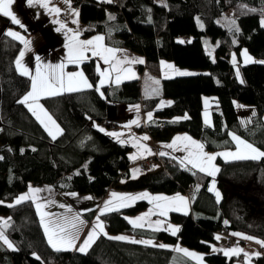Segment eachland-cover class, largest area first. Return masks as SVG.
<instances>
[{
	"label": "trees",
	"instance_id": "trees-1",
	"mask_svg": "<svg viewBox=\"0 0 264 264\" xmlns=\"http://www.w3.org/2000/svg\"><path fill=\"white\" fill-rule=\"evenodd\" d=\"M71 7L79 12L83 39L102 35L107 46L142 54L145 69L152 76L159 77L161 60L204 74L163 80L161 99L172 104L156 110L160 99L141 98L136 81L118 87L108 83L101 87V97L95 90L99 74L90 59L81 65V70L93 85L91 89L38 101L63 129L62 135L52 140L28 109L17 103L30 90L31 80L21 75L15 65L23 44L4 35L8 30L19 31L20 27L0 14V201H4L0 216L11 217L5 234L17 248L12 251L0 244V264H172L178 254L170 248L110 240L103 235L86 254L55 251L47 243L32 201L14 207L7 204L26 193L29 185L50 186L58 194L72 192L102 200L127 177L130 148L119 145L92 122L99 126L115 119L119 105L141 103L144 112L153 111V122L142 125L141 131L155 142H168L175 134L188 133L200 140L206 151L229 150L235 147L228 135L233 132L264 151V64L243 66L239 55L247 49L255 59L264 60V28L260 24L264 0H71ZM253 8L257 11H249ZM109 14L115 19L109 20ZM223 16L235 19L240 32H230L216 23ZM205 36L219 45L215 62L204 53ZM231 54L236 55L243 83L235 75ZM205 96L215 97L220 110L213 113L211 128H205L201 120V99ZM234 102L254 109L255 115L246 126L240 124ZM186 114L189 118L183 119ZM161 161L165 168L147 172L144 189L165 196L192 189L191 213L169 214L167 220L180 228L176 236L129 229L135 237L153 238L168 245L179 242L188 250L203 254L205 264L243 261L242 255L212 253L209 245L218 244L215 234L223 228H227L232 239V233H239L264 241V158L230 163L219 160L220 171L215 177L222 197L219 202L208 191L210 176L182 167L174 159L165 157ZM145 205L139 202L131 210ZM95 215V210L85 214L90 219ZM226 243L223 249H228ZM179 262L197 264L186 259ZM256 264H264V259L256 258Z\"/></svg>",
	"mask_w": 264,
	"mask_h": 264
},
{
	"label": "snow or ice",
	"instance_id": "snow-or-ice-1",
	"mask_svg": "<svg viewBox=\"0 0 264 264\" xmlns=\"http://www.w3.org/2000/svg\"><path fill=\"white\" fill-rule=\"evenodd\" d=\"M65 4L68 6L69 14L75 17L72 20V23L78 24V17L79 12L76 9H72L71 7V0H64ZM101 2L105 3H113L114 0H101ZM13 0H0V14L5 17H9L11 22L15 25H19L20 27H24L21 24V21L17 18V16L11 10V5ZM50 0H27V4L29 7H33L35 5H39L42 8H45L50 14L55 13L57 16L60 14L61 9L55 6H49ZM167 7L166 4L163 5ZM149 11H151L149 9ZM249 11L255 12L256 9H249ZM261 20L260 24L261 27H264V10H261ZM109 20H114L115 17L109 14ZM53 23L59 24V27L56 28L57 32H61L64 30V34L66 37L65 48H67V56L66 62L68 64H75L79 65L83 61H85L88 57H86V52H91L93 57H99L104 61L105 64L110 65L108 69H104L103 71L100 70L99 66H97V72L100 76L99 84L96 86L95 90L100 93L101 97H103V92H101V87L109 82L112 78V74L115 73L114 82L115 84L119 85V83L124 79L134 78V73H132L130 67H123V65H131L132 63H143V59L135 58V57H128L126 51L119 48L114 47H107L104 44V36L97 35L88 40H81L80 31L79 30H72L67 29L66 25L58 20H54ZM197 23L199 24V18H197ZM203 27L202 24H200ZM111 31V30H110ZM229 31L239 33L240 28L237 26V22L235 19H231L229 21ZM4 35L11 37L13 40H17L23 44V49L19 52L18 56L15 60V65L17 71L21 75H30L28 68L23 62L26 52H30L32 50L31 45L32 41L26 39L22 36L19 32L8 30L4 33ZM189 43L191 41H188ZM180 43H184V41H180ZM207 43V42H206ZM233 44H236L237 41L233 39ZM219 46V45H217ZM120 53V56L117 54ZM211 55V52H209ZM240 55L243 57V63H261L264 64V60L256 61L254 60L248 53L247 49H244ZM36 60V72L35 75H30L31 79V88L30 90L22 96V98L17 100L18 104L24 105L28 111L35 117L36 121L44 128L45 132L51 137L52 140H56L59 135H62L63 129L59 126L56 120L48 113V111L41 105L38 101L42 97H52L61 95L65 92H76L82 91L83 89H91L93 85L89 83L87 77L84 75L82 71L77 72H70L65 73V63H60L56 65L52 64H43L41 63V57L37 55L35 57ZM215 62V59H213ZM232 64L236 68V76L237 79L240 80V83H243V79L240 77V70L239 64L237 62L236 55H232ZM162 68L172 70L178 76H188V75H195V73L187 72V71H180L176 69L172 64H167L164 61H161ZM165 78H168L167 73H165ZM155 83H159L155 81ZM155 91V89L153 90ZM163 103V102H162ZM171 104V101L168 102ZM235 103V102H234ZM205 123H208L207 116V108L209 107V101L205 99ZM136 111H139L140 106H134ZM243 107V106H241ZM253 115L255 113L253 112ZM148 120H152V112L147 113ZM189 117L187 114L183 117V119H188ZM131 124H135L139 126L138 120L131 121ZM99 131L104 132L103 128H100L98 125H95ZM125 127H131V125H125ZM106 135L114 137L117 139L118 142L123 143L119 138L122 133L117 132H107ZM228 135L231 137V140L236 145L235 151H227V152H220L215 154H209L204 151V144L199 143L193 140L190 136H177L174 137L171 143L163 145L166 148L177 150V144L182 143L183 147L179 150L186 151L188 154L182 160H180V164L182 167L187 168L188 165L191 166L192 169H196L198 172L204 173L207 176L213 177V181L211 186L208 188L209 192H213L215 194L217 202L220 201L221 193L216 190L215 188V176L220 171L218 167L213 163L217 156L224 158L226 162L229 160H260L264 158V151L260 150L252 143L247 142L246 140L242 139L238 135L233 132H229ZM149 137L144 135L136 141V146L142 150L143 153L152 154L151 150L148 149L145 145L139 143L140 140H148ZM35 151V149H32ZM23 151V149L21 150ZM158 155L165 156L168 153L159 152ZM138 157L133 155L130 159L135 160ZM3 159V157H0ZM175 159V157H173ZM155 167V166H153ZM139 172L138 169L133 170V178H136L137 173ZM79 174V173H77ZM123 182V181H122ZM197 191L199 190V186H197ZM41 189L33 188L31 185L28 187V191L20 196H18L13 204H7V207H14L15 205H19L25 201L31 200L33 203L36 204V210L38 215L40 216V223L44 230V235L47 239V243L50 247H52L55 251L61 250H72L75 249L81 253H87L88 249L95 243L96 239L103 235L110 240H118V241H128L134 244H143L146 246H158L160 248L167 247L164 244L155 245L152 240H136L130 239L126 235H118V236H110L105 231L104 222L101 220V216L113 212L119 211L122 208L131 206V203L147 199L150 204H153L154 207L150 208L148 212L135 217L134 219H129L128 223L131 224L134 228H144L148 227L153 231H170L172 235H176L180 228L168 224L167 227H163L164 222L161 220L150 221L149 217L152 215H159L162 217H167L170 211L176 212H183L184 215L188 214V203L189 198L184 197L177 193L174 196H164V195H156L151 196L147 192L139 193L136 195L132 194H119L116 192L110 193V197L108 200L104 201L103 206L99 209V213L96 216L95 222L92 224L91 228L88 230L87 235L83 239V242L77 246L76 241L79 238L78 235L70 231L65 227L68 224V221H64L63 223L53 222L51 220L46 221V217L51 216V213H45L42 209L45 205L36 203V194L39 193ZM70 195L75 196L76 193H70ZM85 199H92V197H86ZM195 199V197H192ZM4 201H0V204H3ZM64 207V205H61ZM78 221L80 224H83L84 221L79 220V216L73 217V221L71 222V228L76 229ZM11 217L8 218H0V242H2L3 246H6L9 250L16 251L17 248L14 246L13 242L9 240L8 236L5 234L7 228L10 226ZM227 223V221H225ZM231 235H241L239 233H232ZM247 240H254V237L251 236H244L242 237ZM216 240H219L220 237L216 236ZM257 244H260L264 247V241L255 240ZM207 243V242H202ZM212 249V252L221 251L226 257H231L235 255H239L243 250L238 247L228 248V249H217L214 246L209 245ZM176 252L182 253L185 257L197 261L198 264H203V255L197 254L196 252L189 251L186 248H182L179 245L175 248ZM32 255L37 259L40 260V257L37 256L35 253ZM246 257H248V253H244ZM252 255L259 256L260 253H253Z\"/></svg>",
	"mask_w": 264,
	"mask_h": 264
},
{
	"label": "crops",
	"instance_id": "crops-1",
	"mask_svg": "<svg viewBox=\"0 0 264 264\" xmlns=\"http://www.w3.org/2000/svg\"><path fill=\"white\" fill-rule=\"evenodd\" d=\"M26 2H27V0H13V3L11 5V10L17 16V18L21 21V24H23V26H24L22 28L19 25H17L18 27H20V30L16 31V32H19L26 39H29L32 41V45H31L32 50L30 52H26L25 57L23 59V62L26 65V67L28 68L30 75H35V72H36L35 57L37 55H39L41 57V63H43V64L56 65V64H60V63H65V65H66L64 68L65 73L82 71L81 65L85 64V62H87L90 59H92L95 62L96 72H97V66H99L101 71H103L104 69H108L110 67V65L105 64L104 61L102 59H100L99 57H93L91 52L85 53L86 57H88V58L85 61H83L82 63H80L79 65L68 64L66 62V56H67V48H65L66 37L64 34V30H62L61 32L56 31V28L59 27V24L53 23L54 20H58V21L64 23L66 25L67 29L79 30L80 31V37L79 38L81 40H88L91 38H84V39L82 38V29L80 27V25H81L80 19H78V24L72 23V20L75 17H73L69 14V11L67 10V8H65V5H64L62 0H50V3H49L50 7L55 6V7H58L61 9V12L58 16L55 13L50 14L48 11H46L45 8L40 7L38 4L29 9ZM6 18H8L11 21V19L9 17H6ZM104 44H105V39H104ZM107 47H111V46H107ZM22 49H23V46H22L21 50ZM123 50L126 51V54L128 57H130V58L131 57L141 58V59H143L144 62L143 63H132L131 65H123V67H130L131 68L132 73H134V78L124 79L119 83V85L129 83L131 81L138 82L140 85L141 98H148V99L158 98V99H160V103H159L158 107L156 108V110H158V109L160 110L163 107L170 106L172 104V101H171V104H169L168 102L170 100L161 99L162 98V91H161V87H159L158 85H157L155 91H153L154 89H152L151 87H149V86L147 87V83L149 85L153 84L152 80H148L149 77L158 80V79H161V75L162 74L165 75V73H167L168 77H170V78H172L173 76H176V78L194 76V75L178 76L172 70L162 68L161 62H160L159 77H154L148 73V70L145 69L146 61H145L144 57L142 56V54H137V53H134V52H132L130 50H126V49H123ZM241 52L242 51H240V53ZM240 53H239V55H240ZM117 55L120 56V53H118ZM232 55L233 54H231V57H232ZM240 60H241V55H240ZM161 61H164L167 64H172L175 67V65L169 61H166V60H161ZM68 66H70V67L75 66V69H68L67 68ZM135 68L138 71H135L134 70ZM175 68L179 69L180 71H187V72L195 73V75L204 74L201 71H197V70H189V69H185V68L181 69V68H177V67H175ZM30 75H25V76L30 78ZM114 76H115V73L112 74V78L109 80V82L105 83L103 86L108 85V83H113V85L118 87L119 85L112 82L114 80ZM98 79L99 80L97 83L99 84L100 76ZM162 81H161V86H162ZM86 89H83V90H86ZM65 93H69V92H65ZM65 93H63V94H65ZM45 97H47V96H45ZM41 99H43V97ZM201 100H202V104H203V99H201ZM213 102L214 101H209V104H213ZM135 105L140 106L138 112L136 111V109L134 107ZM117 114L118 115L115 119L109 121V123L117 126V128H118L117 130H114V131L109 130V128L102 126V124H99V126L107 132H117V133L123 134L119 138L121 141H123V143L118 142L117 139L114 137H111L109 135H107V136H109V138L111 137L119 145L127 146L130 148V151L127 154V157L129 158V162L131 163V166H130L127 177L123 178L117 184H115L112 187V189H110V191L105 195V197L102 198V200L96 201L97 204H101L99 209L103 206L104 201L109 199L110 193H112V192H116L119 194H132V195H136V194L143 193V192L149 193L146 189H144V184H143L144 179H145L144 176H146V173H141V171L137 167V163L143 159H146V158L156 157V160H154L153 166H155V165L157 166V169H155V170H162L163 169L161 166V163H162L161 159L162 158L167 157V158L173 159V157H175L174 160H177L180 162V160H182L188 154L186 151L179 150L180 148L183 147L182 143L177 144V150L169 149V148H166L163 146V145H166L168 143H171L174 137L188 135L193 140H195L199 143H202L200 140L193 138L188 133L175 134V136H173L168 142H165L164 144H160V143L155 142L154 140H152L151 136L147 132H145L144 130L141 131L142 125L151 123L154 120L153 111H152V120L151 121L148 120L147 113L143 111L141 103L130 104V105H119L117 108ZM133 120H138L139 126H137L135 124H131V121H133ZM125 125H131V127H125ZM92 126H94V123L92 124ZM144 135H147L149 137V139L148 140H140L139 143L145 145L148 149H150L152 154L143 153L142 150H140L136 146V141L138 140V138H140ZM204 151L209 153V154H215V153H219L221 151H226V150L206 151L205 145H204ZM159 152H165V153H168V155L160 156V155H158ZM133 155H136L138 158L135 160L130 159V157ZM222 159H221V157L217 156L216 160L213 162L216 165V167L219 166L217 164L219 160L223 162L224 159L223 160ZM188 167L191 168L190 165H188ZM135 169H138L139 172L137 173L136 178H133V170H135ZM194 170H196V169H194ZM209 187H210V183H209ZM33 188L41 189V191L36 194V203L45 205V207L42 209L45 213L53 214L51 216L46 217V221L51 220L53 222H58V223H63L65 220L68 221L69 223L66 224L65 227L67 229H69L70 231L75 232L78 235L79 238L77 239L76 244H77V246H79V244L83 242V239L87 235L88 230L91 228L92 224L95 222L96 216L98 215L99 210L94 208L96 215L93 216L92 219H90L88 216H85V214H87V212L92 211V209L90 211H82L81 210V211L77 212V211H74L71 208H69L67 206V204L63 202V200H65L66 197L73 198V195H70V193H72V192H69L67 194H60V193L58 194L50 186H42V187L37 186V187H33ZM149 194L151 196L162 195V194L153 195L151 193H149ZM179 194L186 197L185 194H183V193H179ZM212 194H213V196H215L214 193H212ZM80 195H82V194H80ZM167 196L171 197L174 195H167ZM187 198H189L188 209H187L188 214H189V213H191V208L189 207L190 197L188 196ZM215 199H216V197H215ZM139 202L146 203V205L142 208L131 210ZM33 204L35 205V209H36V204L35 203H33ZM61 205H64V207H61ZM149 206H150V203L148 202L147 199L138 200V201L131 203V206H129V207L122 208L119 211L109 212L105 215L114 214V212H122L121 214H117V215H114V217H107V218H105L104 216H101V220L104 222V225H105V231L110 236L133 235L129 231V229L136 230V229H140V228H134V227L130 226L129 223L126 222L125 217H127V216L128 217H135V216H137V214H144L147 211V209L149 208ZM171 212H173V211H170L168 214H170ZM174 212H176V211H174ZM176 213H178V212H176ZM179 213H183V212H179ZM36 214L38 215L37 210H36ZM77 215L79 216V220L84 221L83 224H80L78 221H76L77 227H79V232H78L77 228L76 229L71 228V222L73 221V217H75ZM158 217H160V216L159 215H152L151 217H149V219H151V221H156V219ZM0 218L6 219L8 217L7 216L6 217L0 216ZM39 218H40V216H39ZM175 226L178 227L177 225H175ZM43 233H44V230H43ZM176 235H174V236H176ZM215 236L220 237V239L217 242V243L220 242V244H215V245H217V248L223 249L225 247L226 239L224 237L220 236L218 233H216ZM242 236L234 237V238H236V242L234 243V245L231 248L238 247V248L242 249L243 251L239 255H235V256L242 255V258H243V253L245 252L244 248H245L246 239L242 238ZM223 242H224V245L222 246ZM248 243L250 245H254L250 242H248ZM0 244L2 245V242H0ZM175 245H177V243ZM3 247L5 249H8L6 246H3ZM259 247H262V246L259 245ZM67 251L72 252V251H76V250L72 249V250H67ZM76 252L81 253L79 251H76ZM81 254H83V253H81ZM231 257H234V256H231Z\"/></svg>",
	"mask_w": 264,
	"mask_h": 264
},
{
	"label": "rangeland",
	"instance_id": "rangeland-1",
	"mask_svg": "<svg viewBox=\"0 0 264 264\" xmlns=\"http://www.w3.org/2000/svg\"><path fill=\"white\" fill-rule=\"evenodd\" d=\"M63 1V3H64V5H65V8H67V10H68V6H67V4H65V2H64V0H62ZM97 1H100L101 2V0H97ZM27 3V2H26ZM28 5V4H27ZM63 7V6H62ZM28 8L30 9L31 7H29L28 6ZM73 9V8H72ZM231 19L230 18H228V16H223L222 18H219L217 21H216V23H218L220 26H222L223 28H226L227 30H229V21H230ZM238 26V25H237ZM207 42V43H206ZM202 45H203V48H204V53L207 55V56H209L210 57V59H211V61L213 62V59H216V56H215V49H216V47H217V43L216 42H212L211 41V39L209 38V37H207V36H205V37H203V40H202ZM244 50V49H243ZM242 50V51H243ZM209 52H211V55H209ZM250 55V54H249ZM251 56V55H250ZM254 60H256V61H261L260 59H255L253 56H251ZM231 61H232V57H231ZM238 62V61H237ZM231 64H232V62H231ZM240 64L241 65H243V66H245V65H247V64H244L243 63V57L241 56V60H240ZM249 64H258V63H249ZM233 65V64H232ZM234 70H235V75H236V68L234 67ZM163 75V74H162ZM161 75V79H158V80H156V79H154V78H150L149 77V79L148 80H152L153 82V84H151V85H149L148 83H147V87L149 86V87H151L152 89H155L156 90V87H157V85L159 86V87H161V81L162 80H172V78H176V76H173L172 78H170V77H168V78H165V75H163L162 76ZM155 81H158L159 83H155ZM149 82V81H148ZM104 87V86H103ZM203 99V104H202V114H201V120L203 121V125L205 126V128H211V127H213V121H212V116H213V113H217V112H220V110H219V108H218V100L215 98V97H211V96H205V97H203L202 98ZM205 99H207L208 101H214L213 102V104H209V107L207 108V112H208V116H207V120H208V123L206 124L205 123V111H206V109H205V104H204V101H205ZM165 100H167V99H165ZM241 106H243V105H241V104H239V102L237 103H235V109L237 110V114H238V119L240 120V124L242 125V126H246L247 124H249V122H250V117L253 115V112H255L254 111V109L253 108H251V107H245V106H243V107H241ZM263 118H264V116H263ZM93 123H95V122H92V124ZM105 133H107V131L105 132ZM229 138H230V140H231V137L229 136ZM232 141V140H231ZM157 143H159L158 141H157ZM165 143V142H164ZM164 143H160V144H164ZM234 143V142H233ZM234 145H235V143H234ZM236 150V145H235V148L234 149H229V150H226V151H221V152H227V151H235ZM220 153V152H219ZM221 159H222V157H221ZM224 159V158H223ZM222 159V160H223ZM262 159V158H261ZM238 161H241V160H229L228 162H226V161H224L223 160V162L224 163H230V162H238ZM242 161H252V160H242ZM155 169H157V166L155 165V167H154V170ZM216 177V176H215ZM212 181H213V177H211V181H210V186H211V184H212ZM215 188H216V190H218L217 189V185H216V183H215ZM53 189V188H52ZM28 191V190H27ZM26 191V192H27ZM213 193V192H212ZM22 194H24V193H22ZM22 194H20V195H22ZM19 195V196H20ZM86 197H90V196H88V195H75V196H73V198H69V197H66L65 198V200H63V202L64 203H66L67 204V206L69 207V208H71L72 210H74V211H90L91 209L92 210H95V209H98L99 210V207L101 206V204H97V202L92 198V199H85ZM15 201V200H14ZM154 207V205L153 204H150V206H149V208L147 209V211L146 212H148V210L150 209V208H153ZM95 208V209H94ZM145 212V213H146ZM174 212V211H173ZM140 215H142V214H137V216H140ZM137 216H135V217H137ZM168 216H169V214L167 215V217H162V216H160V217H158L156 220H161V221H163L164 222V225H163V227H167V225L168 224H171V225H173V226H175L173 223H171V221L170 220H167L168 219ZM135 217H128L127 216V218H129V219H134ZM126 220V222H128V220L127 219H125ZM150 221H151V219H149ZM154 222V221H153ZM130 226H132L131 224H129ZM133 227V226H132ZM77 229H78V232H79V227H77ZM140 229H143V230H149V231H153V230H151V229H149L147 226L146 227H144V228H140ZM155 232V231H154ZM157 232V231H156ZM160 232H165V233H169L170 235H172L171 234V232L170 231H160ZM115 236H117V235H115ZM126 236H128L130 239H136V240H152L153 242H154V244L155 245H159V244H164V245H166L167 247H165L166 249H172L174 252H176L175 251V248H176V246L177 245H179L180 247H182V248H185L184 246H182L179 242L177 243V245H168V244H165L164 242H161V241H157L156 239H153V238H145V237H140V236H133V235H126ZM172 236H174V235H172ZM235 237H237V235H234ZM239 236H242V235H239ZM243 237V236H242ZM255 240H258V239H254V240H247L246 239V243H245V252L244 253H248L249 255H248V257H246L245 255H244V253H243V258H242V260L243 261H236L234 264H256V258H261V259H264V256H262V255H259V256H255V255H252L253 253H260L261 254V248L259 247V245L260 244H257L256 242H255ZM124 242H126V241H124ZM217 242H218V240H217ZM216 242V243H217ZM248 242H250V243H252V244H254V245H250ZM131 243V242H130ZM218 244H220V242L218 243ZM142 245V244H141ZM224 245V242H223V244H222V246ZM144 246H146V245H144ZM212 246H214L215 248H217V245H215V243H213L212 244ZM261 246V245H260ZM153 247H157L158 248V246H153ZM187 249V248H186ZM217 249H222V248H217ZM212 250V249H211ZM189 251H193V250H189ZM193 252H196V251H193ZM177 254H178V256L172 261V264H181L179 261L181 260V259H186V260H188V261H192V262H195V263H197L198 264V262L197 261H194V260H192V259H189L188 257H185L182 253H179V252H176ZM197 254H200V253H198V252H196ZM213 253V252H212ZM216 253V252H215ZM200 255H203V254H200ZM203 264H205V262L203 261Z\"/></svg>",
	"mask_w": 264,
	"mask_h": 264
},
{
	"label": "built area",
	"instance_id": "built-area-1",
	"mask_svg": "<svg viewBox=\"0 0 264 264\" xmlns=\"http://www.w3.org/2000/svg\"><path fill=\"white\" fill-rule=\"evenodd\" d=\"M187 41L189 40L188 38L186 39ZM135 71H138L136 68L134 69ZM102 126H105L107 128H109V130H117V126L113 125L107 121L102 122ZM154 160H156V157L154 158H148V159H143V161H140L137 163V167H139L140 171L142 173H147V172H152L154 171ZM162 168L164 169L165 166H163V164L161 163ZM192 189L188 188V190L185 191V195L186 197L190 196L192 194ZM220 236L224 237L227 241L226 246L228 248H230L233 244H234V238L232 239V237L229 235L227 228H223L222 232L218 233ZM262 256H264V247L261 248V254Z\"/></svg>",
	"mask_w": 264,
	"mask_h": 264
}]
</instances>
